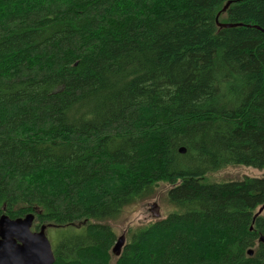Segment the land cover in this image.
I'll list each match as a JSON object with an SVG mask.
<instances>
[{"label":"trees","instance_id":"trees-1","mask_svg":"<svg viewBox=\"0 0 264 264\" xmlns=\"http://www.w3.org/2000/svg\"><path fill=\"white\" fill-rule=\"evenodd\" d=\"M229 166L264 171V0H0V218L67 229L54 264H264V177L201 182Z\"/></svg>","mask_w":264,"mask_h":264},{"label":"water","instance_id":"water-1","mask_svg":"<svg viewBox=\"0 0 264 264\" xmlns=\"http://www.w3.org/2000/svg\"><path fill=\"white\" fill-rule=\"evenodd\" d=\"M230 2L224 7L226 11ZM237 25L219 23L220 28H231ZM185 153V149H181ZM264 211V206L257 212L256 217ZM155 217L160 213L156 208ZM35 216L28 214L25 217L11 219L7 215L0 218V264H54L53 246L47 236V227L42 226L35 231ZM264 242V238L262 239ZM126 243V237L118 238L113 253L119 257ZM252 256L253 251H249Z\"/></svg>","mask_w":264,"mask_h":264},{"label":"rangeland","instance_id":"rangeland-1","mask_svg":"<svg viewBox=\"0 0 264 264\" xmlns=\"http://www.w3.org/2000/svg\"><path fill=\"white\" fill-rule=\"evenodd\" d=\"M222 23V22H221ZM262 178L264 171L250 166H229L219 172L210 173L201 180L205 183H221L243 180L244 178ZM170 186L161 184L158 188L157 195L148 201L137 203L127 207L122 217L115 222H111L112 227L116 231L118 238L127 235L129 231L145 226L168 216L174 212L175 208L167 202V192ZM156 208H158L160 217H155ZM261 208V207H260ZM257 210V212L260 210ZM264 217V211L261 214ZM67 229L47 228V236L53 246L58 244L61 239V234Z\"/></svg>","mask_w":264,"mask_h":264},{"label":"bare ground","instance_id":"bare-ground-1","mask_svg":"<svg viewBox=\"0 0 264 264\" xmlns=\"http://www.w3.org/2000/svg\"><path fill=\"white\" fill-rule=\"evenodd\" d=\"M219 23H220V22H219V17H218V25H219Z\"/></svg>","mask_w":264,"mask_h":264}]
</instances>
